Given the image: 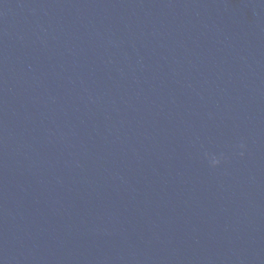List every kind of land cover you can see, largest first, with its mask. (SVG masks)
<instances>
[{
  "label": "water",
  "instance_id": "95a60500",
  "mask_svg": "<svg viewBox=\"0 0 264 264\" xmlns=\"http://www.w3.org/2000/svg\"><path fill=\"white\" fill-rule=\"evenodd\" d=\"M0 264H264V0H0Z\"/></svg>",
  "mask_w": 264,
  "mask_h": 264
},
{
  "label": "clouds",
  "instance_id": "9594fccd",
  "mask_svg": "<svg viewBox=\"0 0 264 264\" xmlns=\"http://www.w3.org/2000/svg\"><path fill=\"white\" fill-rule=\"evenodd\" d=\"M209 162H210V164L212 166H216L217 164H219L220 158H217L215 155H213V156L210 157V161Z\"/></svg>",
  "mask_w": 264,
  "mask_h": 264
}]
</instances>
